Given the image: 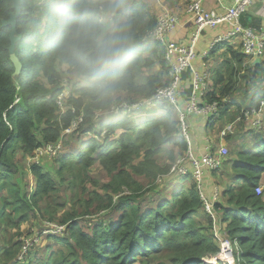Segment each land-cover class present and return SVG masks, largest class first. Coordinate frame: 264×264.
<instances>
[{"label":"trees","instance_id":"16d2710c","mask_svg":"<svg viewBox=\"0 0 264 264\" xmlns=\"http://www.w3.org/2000/svg\"><path fill=\"white\" fill-rule=\"evenodd\" d=\"M126 2L130 59L115 92L97 101L59 50L72 0H21L16 53L23 70L17 77L10 54L12 26L3 24L16 10L13 0H0V264H206L205 256L221 252L222 244L212 234L217 224L201 197L191 161H185L187 174L172 171L189 148L177 108L163 101L133 115L123 109L115 115L105 112L145 100L173 80L166 47L151 35L158 19L150 4ZM212 57L206 99L222 101V113L206 118L210 131L222 125L220 116L233 119L237 111L264 100V61L251 62L235 40L217 46ZM188 71L180 103L193 94L188 93L193 78ZM142 72L144 80L139 79ZM75 122L78 128L66 134ZM239 131L227 137L231 155L221 169L207 172L204 190L211 197L214 185L220 189L219 225L232 242L236 264H264V194L257 192L264 173V130ZM60 143L55 154L49 152L50 145ZM49 156L52 161L44 163ZM99 173L105 177H96ZM166 195L142 211L143 202ZM75 202L85 213L75 207L56 218L53 204L73 207ZM45 222L65 225L55 232L39 228L41 252L49 255L35 256L41 242L23 254L20 235L31 234L38 224L54 228Z\"/></svg>","mask_w":264,"mask_h":264},{"label":"built area","instance_id":"2783aa9c","mask_svg":"<svg viewBox=\"0 0 264 264\" xmlns=\"http://www.w3.org/2000/svg\"><path fill=\"white\" fill-rule=\"evenodd\" d=\"M255 0H235V3L229 6H223L222 12L207 9L204 0H188L184 6V12L192 20L193 30L188 37L187 42H176L170 39L169 35L181 24V17L176 13L170 12L169 8H164L159 12L158 21L152 31V37L164 44L166 47V59L172 67L173 80L167 86L158 88L157 92L145 100L135 102H126L122 105L111 107L110 112L118 113L122 108L128 113H134L143 105L156 107L163 101H169L179 112L181 133L189 144L187 154L181 157L173 165L172 171L179 170L182 174L189 172V167L185 164L189 159L193 165L194 177L200 186V194L204 200L207 211L212 218H219V210L216 207V201L220 198V189L217 187L212 192L211 197L206 195L204 183L206 182L207 172L221 169L230 153L229 141L227 137L235 134L238 130L239 123L246 121V125L254 129H262L264 126V100L257 107L237 111L233 119L227 120L221 126H215L216 133L209 134L210 144L205 152L197 154L193 145L194 136L192 134V123L189 120L190 114L201 115L206 118L219 116L222 111V101L217 99L209 101L206 96L210 90L209 59L211 51L218 44L227 40H238L242 43L244 53L253 61L257 58H264V26L260 28L245 26L242 22V16L248 12ZM222 25H229L220 35L213 38L208 49L204 50L203 60L200 67L195 66L198 59L196 46L200 43L203 35L207 30H216ZM239 37V38H238ZM191 69L193 72L192 85L193 94L187 103L186 110L182 108L179 96V90L182 84V74L185 70ZM64 100L61 98L59 104L63 105ZM102 112H99V115ZM78 128L75 122L72 127L66 129V134H70ZM228 143V144H227ZM62 146L60 143L57 147L49 146V152L55 154ZM38 153H42L38 151ZM162 179V178H161ZM257 192H262V186L257 187ZM55 227V226H54ZM217 228V226H216ZM64 227L57 226L61 231ZM221 233V230H220ZM222 235V233H221ZM223 249H231L230 239L224 235L219 236ZM32 240L29 239L24 247L25 251L31 246ZM232 245V244H231ZM233 247V246H232ZM233 251V250H232ZM223 252V250H222Z\"/></svg>","mask_w":264,"mask_h":264},{"label":"clouds","instance_id":"9594fccd","mask_svg":"<svg viewBox=\"0 0 264 264\" xmlns=\"http://www.w3.org/2000/svg\"><path fill=\"white\" fill-rule=\"evenodd\" d=\"M64 15L60 53L78 76L81 86L93 93L97 101H103L115 92L116 85L130 59L132 25L127 2L126 0H72ZM250 61L256 63V59ZM236 107L234 103L232 108L236 109ZM110 110L105 112L110 115L121 112L120 110L115 113ZM58 226L65 227V225ZM39 228H43L44 231H58L57 227ZM32 236L34 233L26 242L30 238H40L39 232H36L35 237ZM39 242L40 240H32L27 251L24 249L25 243L23 254L28 253ZM20 257L22 258L23 255Z\"/></svg>","mask_w":264,"mask_h":264},{"label":"crops","instance_id":"0c3cea01","mask_svg":"<svg viewBox=\"0 0 264 264\" xmlns=\"http://www.w3.org/2000/svg\"><path fill=\"white\" fill-rule=\"evenodd\" d=\"M169 1V0H168ZM188 0H172V4L170 5L173 12L176 13L179 17H181V24L169 35L170 39L176 42H187L190 33L193 30L192 20L186 16L184 12V6ZM205 6L207 9L215 10L217 12H222L223 6H229L235 3V0H204ZM176 9V12L174 11ZM157 16V14H155ZM242 22L245 26L260 28L264 26V0H255L253 5L250 7L248 12L243 15ZM229 25H222V27L216 30H207L203 35L200 43L197 44L196 49L198 52V59L195 62L196 67H200L203 60L207 61V58L203 57V53L205 49H208L211 45L213 38L217 35H220L225 29H229ZM212 52L210 55V59L208 65L211 68L215 65L214 59L212 57ZM220 55L219 60H222L221 53H217ZM264 61V58L261 59L260 62ZM257 62V61H256ZM192 95V94H191ZM182 98V97H181ZM191 99V98H190ZM190 101V100H188ZM188 101L182 100V108L186 110ZM193 117L192 123V134L194 136L193 145L197 154H200L202 151L205 152L208 148L210 141L209 139L212 134V131H209L207 127L206 117L196 114ZM217 132V131H216ZM215 132V133H216ZM229 142V146H230ZM210 180L212 179L209 178ZM213 183V181H211ZM218 186L214 185L213 188H217ZM219 188V187H218ZM213 190V191H214Z\"/></svg>","mask_w":264,"mask_h":264},{"label":"rangeland","instance_id":"374dc122","mask_svg":"<svg viewBox=\"0 0 264 264\" xmlns=\"http://www.w3.org/2000/svg\"><path fill=\"white\" fill-rule=\"evenodd\" d=\"M147 3H149L150 4V6H151V9H152V13H154V14H157V17H158V15H159V12L160 11H162L164 8H169V11L170 12H173V10H172V8H171V4L173 3L172 2V0H147ZM204 5H205V3H204ZM206 7V6H205ZM207 8V7H206ZM175 12H176V9L174 10ZM243 17V16H242ZM33 22L34 23H37V18L36 17H34V20H33ZM44 24H42V26H43ZM239 38V37H238ZM143 62H144V60H143ZM190 75V73H189V71L188 70H185L184 72H183V74H182V79L184 80L187 76H189ZM146 78V73H141V76H140V80H144ZM193 85H192V83H191V88H188V93L189 94H191V92L193 91V87H192ZM192 90V91H191ZM236 93L238 94L239 93V91H237L236 90ZM231 102H233V101H231ZM235 103V102H234ZM152 108H154L153 106H148V105H143V106H141V108H140V110L139 111H142V110H150V109H152ZM228 118H229V116L228 115H222V116H220V118H218V122L220 123H225V122H227V120H228ZM240 124V126H238V129H240V131L239 132H241L240 133V135H242L244 132H246V130H247V128L248 129H254V128H252L251 126H248V125H246V121H244V122H242V123H239ZM262 130H264V126H263V128H262ZM210 131V130H209ZM217 130L215 129L214 131H213V133H215ZM212 133V134H213ZM88 135H90L91 136V134H89V133H87ZM228 144V143H227ZM80 146H78L77 148H76V150L77 151H79L80 149ZM229 149H230V146H229ZM229 155H231L230 153H229ZM228 155V156H229ZM47 160H50V161H52L51 160V157L49 156L48 157V159H46L45 157L43 158V161H45L44 163H47L48 161ZM26 166L25 165H22V163H21V170H22V172L24 173V174H28V171H26ZM48 169H50V171L53 173V176H54V173H55V168L52 166H50ZM96 177H99V178H104L105 177V174H97L96 175ZM159 181V180H158ZM159 182H162V181H159ZM261 186H262V192L261 193H259V194H264V173H262V178H261V184H260ZM173 188V187H172ZM82 198H83V195L81 196ZM167 197V195L166 196H155L152 200H150V199H148L145 203L143 202V204H142V211H146L147 209H149V208H151V207H154L155 205H156V203L157 202H162L163 200H165V199H167L166 198ZM70 199H71V196H70V194H69V201H70ZM159 202V203H160ZM52 203H54V202H52ZM51 203V204H52ZM59 203H63V202H61V201H59ZM72 205H73V207H71V206H68L66 203L65 204H53V207H52V209H53V211H54V213H55V215H56V218L57 219H60V218H62V215H59L58 216V212H62V210H70V209H72V208H74L75 209V207H78L79 209H75L76 211H84V213H85V209H84V207L83 206H79V204H77L76 202L75 203H72ZM92 209H94V208H92ZM115 214V219H118V217H119V212L117 211V212H115L114 213ZM47 215H49V214H46V216ZM103 216L106 218V219H109L111 216H109L108 214H103ZM220 220H219V218H217L214 222L217 224V228H216V226H214L213 225V235H214V237L216 238V240L219 242V243H221L222 244V242H221V240L219 239V237H218V235L219 236H222L221 235V233H220V230H221V226L219 225V222ZM204 222V221H203ZM45 224H51V225H53V226H55V227H57L58 225H61V224H59V223H57V222H45ZM31 224H28L27 225V227H25V226H23L26 230L29 228V226H30ZM38 226H42V224L40 225V224H38L37 226H35V229L33 228V230H32V233H34V236H32V237H35V235H36V232H39V227ZM4 227H7L8 228V225H4ZM38 227V228H37ZM59 227H61V226H59ZM12 228H14V229H16V231L18 230L17 229V227H12ZM35 230V232H33ZM20 231H17V233H19ZM224 232V231H223ZM32 233L31 234H24V233H22L21 235H20V237L19 238H21L22 237V240H23V242H24V244L26 243V240L29 238V236H31L32 235ZM224 236L226 237V232L224 233ZM228 238V237H227ZM31 240H35V241H38V240H40V238H30ZM48 241V243H50V240H47ZM41 243H40V245H41V249L39 250V251H37L36 250V252H35V256L36 255H38V256H40V255H44V256H48L49 255V253H48V251H46L45 253H42L41 251H42V243H43V241H40ZM231 244H232V242H231ZM231 244H229L228 246H230L231 248H232V250H233V247H232V245ZM222 250H223V252H222ZM230 248L229 249H223V245H221V252H220V254L219 255H207V256H205V258L203 259V260H205V263L206 264H225V263H231V264H236V261H235V257H234V250L232 251ZM33 251H35V250H33ZM34 256V257H35ZM162 257H164V256H162ZM166 260V259H165Z\"/></svg>","mask_w":264,"mask_h":264},{"label":"water","instance_id":"95a60500","mask_svg":"<svg viewBox=\"0 0 264 264\" xmlns=\"http://www.w3.org/2000/svg\"><path fill=\"white\" fill-rule=\"evenodd\" d=\"M13 9H15L16 11L10 15V18L8 20H3V24L7 26H12V33L10 37L11 39L10 54H11V59L16 67L14 76L17 77L20 75V73L23 70V63L16 53V44L19 40V36L16 34V32L18 26V18L21 15V0H13ZM256 61H257L256 63H258L261 61V59L258 58L256 59Z\"/></svg>","mask_w":264,"mask_h":264}]
</instances>
